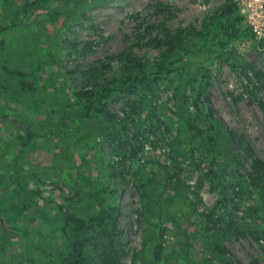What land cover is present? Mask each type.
<instances>
[{"label": "trees", "instance_id": "16d2710c", "mask_svg": "<svg viewBox=\"0 0 264 264\" xmlns=\"http://www.w3.org/2000/svg\"><path fill=\"white\" fill-rule=\"evenodd\" d=\"M42 1L45 0L25 4L23 10L29 13ZM212 20L213 23H205L203 32L193 28L178 31L164 28L158 35L154 29L153 36L152 28H148L140 40L148 39L145 42L147 47L161 50L163 61L150 64L134 49L125 48L109 57L107 62L90 68L86 72L89 85L74 91L73 99L64 92L65 87L61 84L40 85L45 81L46 65L43 61H33L29 70L10 66L11 57L17 56L21 49L25 53L22 41L13 43L4 52L0 49V81L9 85L8 89L0 90V94L6 95L11 90L6 99L7 106L0 109V125L13 131L12 142L4 143L0 139V152L15 148L21 154L31 155L36 141L42 137L44 151L52 154V165L39 168V172L33 174L37 183L40 172L63 169L61 156L64 153L74 155L82 151L85 154L81 165L74 168L75 176L68 190L63 183H50L53 191L62 188L60 195L65 202L62 205L59 201H52L45 189L32 187L27 182L25 159L18 157L19 162L15 164L10 158L6 159L5 153H0V185L7 179L12 184L7 199L9 204L0 210V255L6 252L1 243L5 244L4 239L10 238L11 228L33 210L32 221L37 220L45 227L39 230L41 232L34 230L33 234L25 229L21 233L19 229L14 232L29 239L30 249L22 250L19 264H123L124 252L117 240L118 190L115 184L125 180L127 163L138 157L148 141L145 140L147 137L145 141H139L141 135L148 134L144 128H138L135 138L131 135L128 121L132 114L139 124H153L155 127L157 124V130H154L159 136L157 142L170 140V156L175 164L164 167V178L158 184L157 193L149 196L146 186L141 187L143 202L139 223L144 227V246L150 250L152 263L161 264L166 256L163 240L166 223L179 224L186 216L192 217L188 215L191 214L187 213L188 209L204 232L201 237L205 234L211 260L195 261L182 247L173 252V264H241L230 257L225 243L232 237L245 238L255 233H252L250 224L239 225L235 221L239 204L234 197L239 194L243 198L253 194L252 189H261L263 202H254L245 214L254 220L264 217V160L255 157L253 146L245 136L224 131L212 105L208 70L199 67L193 73L188 62L211 42L218 48H225L237 37L250 35L254 39V35L246 27L234 0H225ZM9 30L10 27L6 26L0 29V33ZM0 45H4V40ZM45 49L43 47L40 51L45 52ZM230 54L238 57L235 50ZM250 69L255 71L252 67ZM48 77L50 79V74ZM165 82L177 83L184 87L182 91L189 93V96L184 93L180 99L183 115L179 114L176 121L152 104ZM45 90H51L52 96L48 98ZM17 95L32 100V110L37 112L34 117H28L16 108L11 110V103H17L9 98ZM120 101L127 108L124 118H119L109 108L110 104ZM185 108H191L192 112L187 114ZM162 122L165 125L163 130L160 127ZM232 141L236 142V149L243 151L251 161V171H246L245 175L238 169L243 164L239 155L235 156ZM102 144L107 145V154ZM199 154L210 157L214 166L213 179L217 183L214 190L219 193L215 208L205 213L193 212L194 209L189 207L192 192L190 186L181 180L178 168L180 158ZM227 155L234 164L227 166L226 171H218ZM108 158L112 159L109 161ZM0 264L4 262L0 260ZM133 264L138 262L134 260Z\"/></svg>", "mask_w": 264, "mask_h": 264}, {"label": "rangeland", "instance_id": "374dc122", "mask_svg": "<svg viewBox=\"0 0 264 264\" xmlns=\"http://www.w3.org/2000/svg\"><path fill=\"white\" fill-rule=\"evenodd\" d=\"M34 1L0 0V29L10 27L9 31L0 33V42L4 40V45H0V49L4 52L5 48L13 43L22 41L25 53L21 49L17 56L11 57L10 66L29 70L37 60L43 61L46 65L45 81H41L40 85L61 84L65 87L64 92L72 99L74 91L89 85L86 72L90 68L100 66L102 62H107L109 57L125 48L134 49L139 57L150 64L163 61L161 50L147 47L145 42L148 39L140 40L146 35L148 28H152L153 36L155 30L158 35V32L163 33L164 28L172 31L193 28L203 32L205 23L210 24L211 21L213 23L212 17L225 2V0H45L29 13L25 12L23 6ZM43 47L46 48L45 52L40 51ZM202 48L200 54L187 62L193 73L199 67L208 70L211 79V101L218 121L222 123L226 133L235 131L238 135L245 136L253 146L255 157L264 160V44H259L250 35H245L235 38L234 42L225 48H218V45L212 42ZM232 50H235L238 57L230 54ZM250 67L255 71L252 72ZM255 73L260 76L257 77ZM52 75L54 78H51ZM176 86L177 83L171 85L165 82L152 102L172 121H176L179 114L183 115L179 104L185 93L182 91L184 87L178 86V90ZM4 87L8 89L9 85L0 81V90ZM9 92L6 95L0 94V109L7 106L6 99L11 94ZM50 92L51 90L46 91L48 98L52 96ZM186 96H189L188 92ZM9 100L17 103V105L11 103V110L16 108L28 117L37 114L32 110L31 99L17 95ZM109 108L119 118H124V110H127L123 101L110 104ZM185 109L187 114L188 111L192 112L191 108ZM136 120L131 114L128 121L131 123L129 124L131 135L135 138L139 132L138 128H144L148 134L145 137L141 135L139 141H148L140 149L138 157L127 163L125 180L115 184L118 190L117 240L124 252L123 264H133L134 260L138 264H153L150 260V250L144 246V227L139 223V212L143 202L141 187L146 186L145 190L149 196L157 193V189H160L158 184L164 178V167H173L175 164H172L170 156V140L157 142L159 136L157 131L154 132L157 130V124L156 127L153 124H139ZM163 124V122L160 124L161 130L164 129ZM0 139L4 143L12 142L13 131L0 125ZM36 142L35 151L31 155L21 154L15 148L0 153H5L6 159L10 158L15 164L19 162L18 157L25 159L27 182L32 187L40 186L45 189L46 195L51 196L52 201H59L63 205L65 202L60 195L62 188L53 187L55 189L53 191L50 183L58 185L63 183L68 190L75 176L74 168L81 165L85 154L82 151L74 155L64 153L61 156L63 169L40 172L37 183V177L33 174L39 172V168L52 165V154L44 151L42 137ZM231 144L234 146L235 156L239 155V161L243 164L238 169L245 175L246 171H251V161L244 156L243 151L236 149V142L232 141ZM102 148L107 154V145L102 144ZM111 159L108 158L109 161ZM211 162L210 157L200 154L180 158L178 167L180 178L190 186L192 193L189 207L194 209L193 212H208L215 208L219 199L218 191L214 190L217 183L213 179L214 166ZM233 164L232 158L227 155L221 161L218 171H223ZM11 189L12 184L8 179L0 185V210L9 204L7 199ZM252 192L253 194L245 195L243 198L239 194L231 195L235 196L234 200L239 204L235 221L239 225L250 224L252 233L255 234L245 238L232 237L225 246L230 257L241 264H264V217L260 216L254 220L245 214L251 204L263 202L261 189H252ZM186 211L191 213L188 215L192 217L186 216L179 224L171 221L166 223L167 232L163 240L167 252L161 264H173V252L181 250L182 247L189 251V256L195 261L211 260L205 234L201 237L204 232L197 220L193 219L192 211L188 209ZM34 215L33 210L28 211L14 224L15 227L11 228L13 233L9 234L10 238L4 239L5 244L1 243L6 248V252L0 255V260L4 264H19L22 250L30 249L29 239L14 232L19 229L18 232L21 233L25 229L33 234L34 230L41 232L39 230L45 227L37 220L32 221Z\"/></svg>", "mask_w": 264, "mask_h": 264}, {"label": "built area", "instance_id": "2783aa9c", "mask_svg": "<svg viewBox=\"0 0 264 264\" xmlns=\"http://www.w3.org/2000/svg\"><path fill=\"white\" fill-rule=\"evenodd\" d=\"M239 14L244 19L254 39L264 44V0H234Z\"/></svg>", "mask_w": 264, "mask_h": 264}]
</instances>
